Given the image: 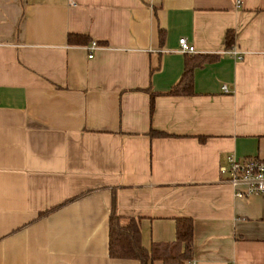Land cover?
<instances>
[{
	"label": "crops",
	"instance_id": "obj_1",
	"mask_svg": "<svg viewBox=\"0 0 264 264\" xmlns=\"http://www.w3.org/2000/svg\"><path fill=\"white\" fill-rule=\"evenodd\" d=\"M228 153L264 158V0H0V264H141L109 256L113 195L147 248L187 216L189 264H264Z\"/></svg>",
	"mask_w": 264,
	"mask_h": 264
},
{
	"label": "trees",
	"instance_id": "obj_2",
	"mask_svg": "<svg viewBox=\"0 0 264 264\" xmlns=\"http://www.w3.org/2000/svg\"><path fill=\"white\" fill-rule=\"evenodd\" d=\"M233 33L226 32V44L233 40ZM91 41L84 33H68L69 44H87ZM189 69L185 70L180 80L168 91L172 94L192 92ZM152 102V100H151ZM152 109V103H151ZM152 134H166L151 130ZM117 209L116 197L113 195L108 216V253L111 257L136 258L141 264H189L192 251L193 220L191 217L178 216L175 219V239L171 241L152 242L149 248L141 243L139 219L127 217L122 221Z\"/></svg>",
	"mask_w": 264,
	"mask_h": 264
},
{
	"label": "built area",
	"instance_id": "obj_3",
	"mask_svg": "<svg viewBox=\"0 0 264 264\" xmlns=\"http://www.w3.org/2000/svg\"><path fill=\"white\" fill-rule=\"evenodd\" d=\"M96 44V41H90L88 44V56L93 55V49L96 47ZM178 44L179 51H195L194 45L190 44L184 36L179 37ZM229 52L236 58H241L243 55L234 48L229 50ZM222 90L224 92L231 91L226 84L222 85ZM220 170L226 173L223 179L235 187L236 196H244L253 192L264 194V158L259 156L240 158L234 153H228L226 156V165L221 166ZM240 184H244L245 189L240 188Z\"/></svg>",
	"mask_w": 264,
	"mask_h": 264
},
{
	"label": "rangeland",
	"instance_id": "obj_4",
	"mask_svg": "<svg viewBox=\"0 0 264 264\" xmlns=\"http://www.w3.org/2000/svg\"><path fill=\"white\" fill-rule=\"evenodd\" d=\"M156 264H161L160 261H157Z\"/></svg>",
	"mask_w": 264,
	"mask_h": 264
}]
</instances>
